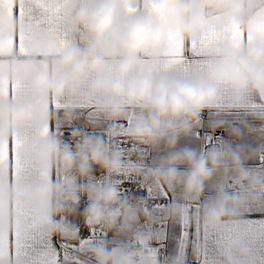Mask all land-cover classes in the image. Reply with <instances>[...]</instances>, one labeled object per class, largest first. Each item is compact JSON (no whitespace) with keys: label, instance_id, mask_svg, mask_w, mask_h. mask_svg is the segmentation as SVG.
<instances>
[{"label":"crops","instance_id":"0c3cea01","mask_svg":"<svg viewBox=\"0 0 264 264\" xmlns=\"http://www.w3.org/2000/svg\"><path fill=\"white\" fill-rule=\"evenodd\" d=\"M119 2L125 17L147 15L164 27L163 17L166 12L189 0H171L159 17L151 15L150 9L159 7L161 0H130L133 15H127L125 4L122 0ZM261 7L264 9V3ZM5 8L6 11L0 14V46L4 49V54L0 55V86L5 89L0 98V111L31 106L47 114L49 122L42 128H26L23 132L14 129L10 139L0 140V148H4V162L0 166V241L3 243V264H80L67 255L64 243L80 248L98 245L107 251L103 239L79 238L76 229L68 226L65 218L53 215L52 202L46 206V211H42L41 206L32 201L35 190L46 187L61 191L66 186L78 184L80 177L75 174L65 176L59 164L54 168L39 167L35 163V151L44 141L51 139L58 143L57 134L63 128L76 124L92 126L112 120L78 100L58 101L45 97L20 79L21 72L57 78L60 73L54 70L55 61L66 52L81 46L84 33L70 27L68 0H6ZM205 15L210 25L207 33L198 39L185 41L179 32L166 30L160 59L155 63L149 58L141 59L133 79L171 76L180 82L194 78L207 80L215 63L219 62L221 49L227 48L237 54L254 48L264 50V45H258L234 21H227L216 12H207ZM234 31L241 33L240 41L231 39ZM57 36L64 41L63 45ZM206 36H215L220 42L210 46L204 40ZM21 41L23 53L20 51ZM149 66L153 67L151 73L145 71ZM106 78L110 81L115 79L111 67ZM90 83H94L91 78ZM218 91L220 103L202 111L207 113L203 117L202 126L199 124L195 131L190 126L192 135H181L182 138L179 137L177 141L181 144L173 149L194 151L197 157H207V154L218 149L233 152L239 135H236V130V133L229 130L227 121H232L234 116L219 113L222 110L264 111V97L247 90L239 94L227 88H219ZM86 94V91L82 93ZM125 116H140V113L133 109L126 112ZM246 119L250 124L247 123V141L253 143L252 149H262L261 153L256 154L264 156V115L247 116ZM260 124L262 134L260 128L255 135L256 125ZM3 126L0 123V127ZM123 126L119 125L118 134L114 136L115 153L121 156L123 166L129 171L111 175L103 170L90 178L88 191L91 194L93 190L103 191L111 187L116 191L119 201L128 206L127 190L131 185H137L133 183L138 180L137 177L143 180L144 176L141 178L139 173L141 169L150 167V172L159 170L154 167L165 166L168 160L151 161L152 157L157 156V153L162 155V151L167 154L172 149L161 144L153 148V151L151 147L132 141L129 138L130 132L121 129ZM219 133L226 134L219 136ZM255 142L258 143L255 145ZM144 148L150 150L148 157L135 154ZM129 150L136 151L131 153ZM181 171L187 170L183 168ZM147 185L151 192L156 189L160 195H170L169 192L175 190L183 191L182 184L172 188L167 185L153 186L151 182ZM128 207V212L135 220L125 230V219L121 215L122 223L115 229L109 250L113 255L127 251L129 255L137 257L136 264H225L226 261L228 264H242L233 254L234 248L240 247L248 252L253 264H264V208L250 212L232 211L230 214L235 216L234 219H226L215 231H210L203 224L206 208H189L184 211L179 208L176 214L170 215V208ZM151 213L157 215L156 222L148 220L147 216ZM54 226L66 229L69 234H53ZM95 233L103 235L104 229L96 227Z\"/></svg>","mask_w":264,"mask_h":264},{"label":"clouds","instance_id":"9594fccd","mask_svg":"<svg viewBox=\"0 0 264 264\" xmlns=\"http://www.w3.org/2000/svg\"><path fill=\"white\" fill-rule=\"evenodd\" d=\"M70 27L82 30L84 40L79 48L70 50L55 61L54 70L60 75L51 79L43 75L32 76L21 72L22 82L29 84L37 93L45 97L78 100L93 107L100 115L118 120L133 109L140 113L129 133V138L141 145L157 148L164 144L168 149L175 148L178 138L187 135L190 126L197 122L202 111L220 103L219 88H227L239 94L243 90L264 97V50L248 49L242 54L221 49L219 62L207 80L194 78L180 82L171 76L156 79L145 76L133 79L140 67L139 61L149 58L155 63L160 59L165 31L179 32L185 41L198 39L209 31L205 13L216 12L227 21H234L250 34L258 45H264V0H189L170 8L163 17L164 27L147 15L125 17L119 0H68ZM223 27V26H221ZM119 61V63H118ZM111 67L114 80L106 78ZM151 73L153 67L145 69ZM90 78L94 83H90ZM86 91V95H82ZM49 122L47 114L33 108H6L0 111V140L10 139L12 131L23 132L26 128H42ZM116 130L107 135L116 136ZM35 163L41 168H54L59 164L65 176L89 177L92 168L98 166L111 175L127 173L118 153L109 152L99 139L82 140L75 151L63 147L54 140L38 145ZM187 165L186 176L176 171L178 165ZM231 166L240 182L249 180L241 170L239 156L227 149H218L207 157H197L195 153L184 151L174 153L160 170L144 175L145 183L153 186L183 185L185 199L200 196L203 185L214 174L227 173ZM139 175V173H136ZM92 205L86 211V218L92 226L114 228L123 215L125 230L135 217L122 204L116 191L109 187L103 191H91ZM32 201L46 211L52 202L53 215L65 211L56 206L76 202L75 193H61L56 188H39L32 193ZM241 201L221 193L203 215V224L215 231L226 219H234L230 212L239 209ZM174 215L175 210H171ZM53 234L68 235L59 226L52 228ZM233 254L242 264H253L247 251L240 247ZM85 255L94 264H136L137 257L127 251L113 255L100 248L88 250ZM225 264H228L226 261Z\"/></svg>","mask_w":264,"mask_h":264},{"label":"rangeland","instance_id":"374dc122","mask_svg":"<svg viewBox=\"0 0 264 264\" xmlns=\"http://www.w3.org/2000/svg\"><path fill=\"white\" fill-rule=\"evenodd\" d=\"M206 114L207 113L203 112L199 115L197 122L194 124V125L197 124V126L192 125V130L194 129L197 130L199 128L198 126L199 124H200V127L202 126L203 117ZM219 114H222L224 116H234L232 121L230 120L227 121L229 122L228 123L229 130L233 131V133L237 132L236 135H239V138L236 141L238 142V144H237V147L233 149V153L239 156L241 170L249 176V180L244 183L240 182L237 174L234 171H232L231 166L229 165L228 166L229 170L226 174L223 172L216 173L213 175L211 179H209L203 185L202 192L198 198L185 199L183 191L175 190V191L169 192L171 193L170 195H160L156 192V189H154L151 192L147 183L144 182V179L140 180L137 177L138 180L133 183H136L138 186H143V187L145 186L147 188V194H148L147 202L143 206L138 207V208H153V207L154 208H170L172 210H175V212L179 211V208H183V211L185 209L188 210L189 208H193V210H196L197 208H206V211H207L210 205H212L217 200L218 195L221 193L225 194L226 196L230 198H237L241 201V207L234 211H242V212L249 211L250 212V211L262 210L264 208V164H262V160H264L263 158L264 156L257 155L262 152V149L260 148L252 149L251 146L253 145V143H251V141H247L248 139L247 129L249 126L247 125L248 121L246 119L247 116L249 117H252L255 115L263 116L264 111L222 110ZM140 118L141 116H130V117L125 116L123 119L106 121L103 123L101 122L99 124L92 125V126H106L107 125V126H112L114 130L118 131L119 125L123 124L124 126L121 127V129H125L131 132V129L134 126L135 122ZM260 128H261L260 133L262 134V126L260 124V125H256L255 135L257 134L256 132L257 130L260 131ZM188 133L192 135L191 130H189ZM220 134L224 135L226 133H219V136H221ZM181 138L182 136H180V139ZM233 143H235V141H233ZM257 143L255 142V145ZM180 144L181 142H177L176 146ZM136 150H131V152H134ZM146 150L149 153L148 155H150V150L149 149H146ZM157 151L160 152V150H157ZM180 152L181 151L178 149H172L167 154L166 153L164 154V152L162 151L160 152L162 155L157 153V156L155 155V157H152L151 161L152 160H161V161L169 160L170 157L174 153H180ZM192 152L194 153V151ZM250 153L252 154V156ZM161 167L162 166H157L154 168H161ZM146 168L147 169H141V172H139L141 175V178L145 174L150 172V169L148 170V168L150 167H146ZM183 168L188 171H181ZM176 171L179 175L186 176L189 172V169H188V166L178 165L176 168ZM90 197L92 199L91 194H90ZM150 206H153V207H150ZM156 216L157 215H155L154 213H151L150 215L147 216V218L149 221L150 219H153L154 220L153 222H156Z\"/></svg>","mask_w":264,"mask_h":264},{"label":"built area","instance_id":"2783aa9c","mask_svg":"<svg viewBox=\"0 0 264 264\" xmlns=\"http://www.w3.org/2000/svg\"><path fill=\"white\" fill-rule=\"evenodd\" d=\"M112 126H91L87 124H76L69 128H63L58 132V144L63 147H68L70 150L75 151L79 143L86 139H99L102 140L109 152H115L114 137L107 135L109 130H113ZM136 155L147 156L149 153L146 149H139ZM104 169L94 166L92 173L89 177L80 178V182L75 185H69L64 187L61 193H75L76 202L74 205H64L59 201L56 202V206L63 207L65 211L59 214V217H63L67 220L68 226L75 228L77 235L81 239H103L106 252H109L112 240L114 238L115 229L122 223V217L118 219V222L114 228L107 230L102 226H92L89 224L86 218V211L92 205V199L88 191V183L91 177L98 175ZM147 188L138 185H131L126 193V205L131 208H136L141 204L147 202ZM103 228L104 234L99 235L95 233V228ZM64 247L67 251V255L80 264H94V261L85 253L94 248H99L98 245L80 248L70 244H65Z\"/></svg>","mask_w":264,"mask_h":264},{"label":"snow or ice","instance_id":"6c2138e0","mask_svg":"<svg viewBox=\"0 0 264 264\" xmlns=\"http://www.w3.org/2000/svg\"><path fill=\"white\" fill-rule=\"evenodd\" d=\"M122 2L125 4V11L127 15H133L134 14V9L131 5L130 0H122ZM171 2V0H161L160 2V6L159 7H155V8H151L150 9V13L151 15L155 16V17H159L162 12L164 11L165 7ZM5 4H6V0H0V14H3L6 11L5 8ZM43 7V5H41ZM23 15V12H22ZM242 35L239 32L234 31L231 34V39L233 40H241ZM57 39L61 42V44H64V41L59 39V36H57ZM204 40L208 41L210 46H215L217 43L220 42L219 38L215 37V36H206L204 37ZM20 51L21 53H23V41L20 42ZM4 54V49L3 46H0V55ZM5 93V89L0 86V98L3 97ZM4 162V148H0V166L3 165ZM0 264H3V243L2 241H0Z\"/></svg>","mask_w":264,"mask_h":264},{"label":"trees","instance_id":"16d2710c","mask_svg":"<svg viewBox=\"0 0 264 264\" xmlns=\"http://www.w3.org/2000/svg\"><path fill=\"white\" fill-rule=\"evenodd\" d=\"M129 152H131V150H129ZM132 153V152H131ZM164 166H162L161 168H163ZM161 168H159V170L161 169ZM188 171V170H187Z\"/></svg>","mask_w":264,"mask_h":264}]
</instances>
